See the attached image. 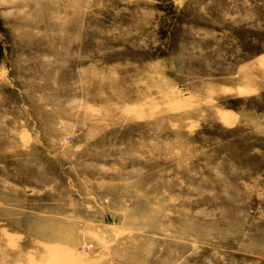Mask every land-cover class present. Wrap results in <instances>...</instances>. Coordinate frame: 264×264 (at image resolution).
<instances>
[{"label":"rangeland","instance_id":"374dc122","mask_svg":"<svg viewBox=\"0 0 264 264\" xmlns=\"http://www.w3.org/2000/svg\"><path fill=\"white\" fill-rule=\"evenodd\" d=\"M0 264H264V0H0Z\"/></svg>","mask_w":264,"mask_h":264},{"label":"bare ground","instance_id":"6f19581e","mask_svg":"<svg viewBox=\"0 0 264 264\" xmlns=\"http://www.w3.org/2000/svg\"><path fill=\"white\" fill-rule=\"evenodd\" d=\"M59 257V256H58Z\"/></svg>","mask_w":264,"mask_h":264}]
</instances>
